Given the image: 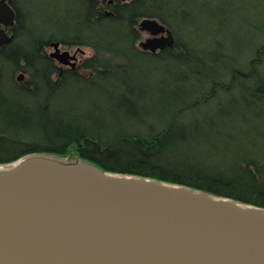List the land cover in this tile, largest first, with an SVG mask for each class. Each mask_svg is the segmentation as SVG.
<instances>
[{"label":"trees","instance_id":"16d2710c","mask_svg":"<svg viewBox=\"0 0 264 264\" xmlns=\"http://www.w3.org/2000/svg\"><path fill=\"white\" fill-rule=\"evenodd\" d=\"M65 1L63 16H53L57 26L42 25L46 34L36 36L32 3L20 0L14 39L0 47V166L31 155L78 159L108 173L264 209L263 161L242 155L229 166L215 165L204 149L210 144L208 131H219V123L194 115L218 88L229 91L237 83L264 105V75L254 72L264 46L255 51L249 74L229 71L194 49L184 34L192 19L187 0ZM145 18L170 30L171 47L154 53L137 47ZM51 41L87 47L92 54L75 68L60 69L45 52ZM144 62L150 65L142 72L138 63ZM161 62L169 63L156 73ZM220 66L229 71L221 79L214 77ZM18 71L23 82L14 78Z\"/></svg>","mask_w":264,"mask_h":264},{"label":"water","instance_id":"95a60500","mask_svg":"<svg viewBox=\"0 0 264 264\" xmlns=\"http://www.w3.org/2000/svg\"><path fill=\"white\" fill-rule=\"evenodd\" d=\"M13 12L0 4V22ZM144 51L171 47L145 18ZM12 38L0 31V44ZM49 57L76 65L75 51ZM22 74L18 76L21 80ZM0 264H264V209L189 187L31 155L0 167Z\"/></svg>","mask_w":264,"mask_h":264},{"label":"rangeland","instance_id":"374dc122","mask_svg":"<svg viewBox=\"0 0 264 264\" xmlns=\"http://www.w3.org/2000/svg\"><path fill=\"white\" fill-rule=\"evenodd\" d=\"M30 2L32 3L30 10L33 11L32 31L36 36L46 34L44 25L57 26L55 24L57 20L53 16L60 13L63 16L66 8L65 0H30ZM27 5L28 3H23L24 7ZM186 6L192 10V19L189 20V25L185 26L184 34L186 37L189 36L192 47L201 50L200 52H206L210 59L214 57L220 60L229 71L235 68L237 71L249 74V64L252 60H257L258 53L255 51H259V48L264 46V0H187ZM218 10H221L223 15L216 14ZM148 38V33L141 32L137 47L141 49L140 43ZM60 50L69 51L70 54L80 50L76 55V65L92 54L91 49L87 47L62 46ZM45 52L49 54L53 52V48L48 46ZM258 59L259 62L254 64V72L264 75V51ZM168 63L161 62L157 65L156 73L162 71ZM138 64L140 69L142 67V72L150 65L147 62L143 65ZM221 67L215 78L223 76ZM229 71H225L224 76H228ZM20 73V71L16 72L14 78L18 82H23L25 76L22 80L17 79ZM159 77L164 78V73ZM154 78L150 81L152 84L156 80ZM187 90L188 88H185L184 92L189 97ZM249 95L248 86L241 87L237 83L229 91L218 88L214 98L198 104L203 107L194 115L205 114L208 120L219 123V131H208L210 144L204 149L205 153L215 158L212 162L217 166H229L242 155L255 156L264 163V105L253 102ZM10 166L12 164L0 167Z\"/></svg>","mask_w":264,"mask_h":264},{"label":"flooded vegetation","instance_id":"af4514ba","mask_svg":"<svg viewBox=\"0 0 264 264\" xmlns=\"http://www.w3.org/2000/svg\"><path fill=\"white\" fill-rule=\"evenodd\" d=\"M96 2H97V0H96ZM6 4L11 10H12V12H13V19H12V24H10V25H5V24H3L2 22H0V31H3L4 32V34L6 35V36H8V37H11L12 38V40H11V42L13 41V39H14V32H16V29H17V14H20L21 13V7H20V0H0V4ZM109 3H111V2H109ZM142 32V31H141ZM145 32V31H144ZM147 33V32H146ZM151 36L149 35V38H150ZM11 42H9V43H11ZM58 43V48L60 49V47H71V46H66V45H64V44H62L61 42H59V41H51V42H49V44H48V46H51L52 48H53V46H52V44L53 43ZM9 43H7V44H9ZM3 45H6L5 43H3V44H0V47H2ZM47 46V47H48ZM53 51H54V48H53ZM158 51V50H157ZM60 52H62L61 50H60ZM78 52V51H77ZM52 53V52H51ZM74 53V52H73ZM50 54V53H49ZM49 54H48V56H49ZM77 55V54H76ZM52 59V58H51ZM76 60H77V58H76ZM55 61V60H54ZM56 62V61H55ZM56 64L58 65V67L60 68V69H62V68H66V67H69V68H71L69 65H61V64H59L58 62H56ZM77 65H75V67H76ZM74 67V68H75ZM24 76V75H23ZM22 79H23V77H22ZM21 79V80H22Z\"/></svg>","mask_w":264,"mask_h":264},{"label":"bare ground","instance_id":"6f19581e","mask_svg":"<svg viewBox=\"0 0 264 264\" xmlns=\"http://www.w3.org/2000/svg\"><path fill=\"white\" fill-rule=\"evenodd\" d=\"M69 52V51H68ZM79 52V51H78ZM70 55H72V54H70ZM77 58V57H76ZM57 62V61H56ZM20 74H22L23 75V73L21 72Z\"/></svg>","mask_w":264,"mask_h":264}]
</instances>
